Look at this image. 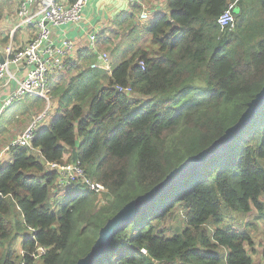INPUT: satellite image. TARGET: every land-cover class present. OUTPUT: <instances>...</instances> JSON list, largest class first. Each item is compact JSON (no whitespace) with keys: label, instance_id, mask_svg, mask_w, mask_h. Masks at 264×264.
I'll return each mask as SVG.
<instances>
[{"label":"trees","instance_id":"1","mask_svg":"<svg viewBox=\"0 0 264 264\" xmlns=\"http://www.w3.org/2000/svg\"><path fill=\"white\" fill-rule=\"evenodd\" d=\"M232 1L168 0L170 15L150 28L135 8L110 72L91 68L90 47L67 60L80 83L51 86L59 116L0 167V264H78L121 210L239 123L264 88V0H239L233 30H222ZM143 32L147 47L135 42ZM98 44L109 48L104 35ZM77 161L107 192L76 183L51 204L50 165ZM263 198L264 106L219 155L129 220L97 264H254L255 254L264 262V249L229 221L263 212ZM38 247L46 254L36 260Z\"/></svg>","mask_w":264,"mask_h":264},{"label":"built area","instance_id":"2","mask_svg":"<svg viewBox=\"0 0 264 264\" xmlns=\"http://www.w3.org/2000/svg\"><path fill=\"white\" fill-rule=\"evenodd\" d=\"M131 5L139 0H128ZM239 0L229 3L218 19L222 30L232 31L235 23V11ZM89 0H74L72 3L65 0H22L17 10L16 32L27 28L31 32L30 39L24 46L15 48L12 41L6 48L0 46V89L10 83L16 84V90L2 101L0 117L4 110L17 100L25 98H40L50 105V79L61 80L66 73V63L78 51L77 43L69 38L57 40L54 38L51 27L60 28L69 25H79L84 20V10ZM150 12L145 9L138 17L139 22H147ZM89 46L95 51L97 60L92 64L94 70L110 72V56L107 52L98 50V34H89ZM4 63H1V60ZM144 68V63L140 64ZM124 94H131L130 88H119ZM45 102V103H46ZM47 112L39 113L21 134L16 136L8 146L0 152V163L5 150L16 153L18 148L30 147L38 131L37 123L46 117ZM50 171L58 174V188L65 189L76 183H85L96 194L106 191L105 187L92 183L86 178L85 169L81 161L67 164L54 163ZM46 254V249L38 247L32 255L36 260Z\"/></svg>","mask_w":264,"mask_h":264},{"label":"crops","instance_id":"3","mask_svg":"<svg viewBox=\"0 0 264 264\" xmlns=\"http://www.w3.org/2000/svg\"><path fill=\"white\" fill-rule=\"evenodd\" d=\"M15 1V7L17 10L20 7L22 0H14ZM69 1V3H72L74 0H65ZM167 2L168 0H139L138 3L131 5L128 0H89V3L87 7L84 10V20L79 25H69V26H63L60 28H54L51 27L52 34L55 39L62 40L63 38H69L77 43L78 50L83 48H88L89 46V34L90 33H97L98 39L100 35H110L112 37V44L115 45L114 49L118 46L119 53L116 52L115 57L116 60L121 58L122 53L125 51L127 42L129 40L128 33H126L127 23L125 22L128 19V16L132 14V10H135V8H138V13L135 14L136 20L138 21L139 15L147 9L150 12V17H154L155 19L159 16L163 15H170V12L167 11ZM17 10L15 12H17ZM134 13V12H133ZM8 19V17H7ZM148 19V20H149ZM153 18H151L152 20ZM144 23V22H141ZM146 23V22H145ZM3 27H15V22L12 23L10 18L3 22ZM23 30V31H22ZM18 31H22L19 36H16V33ZM9 36V41L5 44V48L10 43V36H12L13 42L15 48H19L25 45V43L30 39L31 32L30 30H25V28L18 29L16 32H12V34L4 35L1 38L4 39L5 37ZM4 45V44H3ZM3 47V46H2ZM4 48V47H3ZM104 49H106L104 46L99 47L98 44V50L102 52ZM114 57V58H115ZM114 60V61H116ZM112 61V63L114 62ZM67 74H64V76ZM60 83L61 81L54 80L53 83ZM52 83V84H53ZM56 85V84H54ZM52 85V86H54ZM16 84L10 83L8 86L0 89V107L2 106V101L4 98L8 97L12 92L16 90ZM31 99V116H34V118L40 113L38 110L39 103L36 102L37 98H29ZM20 100V101H24ZM19 100L15 101L13 104L18 102ZM57 102V101H56ZM58 106V103H57ZM55 111L58 110V108ZM19 117V115H18ZM32 121H28L25 124L19 126V129L16 131L15 135L10 134L7 136V140L10 143L16 136L21 134L23 130L31 123ZM6 133V130L3 132H0V138L2 139L4 137V134ZM0 139V140H1ZM8 143V144H9ZM6 148V147H5ZM3 148L2 150H4ZM258 251H260L258 249ZM258 258L254 257V264H264L262 261V258L260 257V254L257 255Z\"/></svg>","mask_w":264,"mask_h":264},{"label":"rangeland","instance_id":"4","mask_svg":"<svg viewBox=\"0 0 264 264\" xmlns=\"http://www.w3.org/2000/svg\"><path fill=\"white\" fill-rule=\"evenodd\" d=\"M17 10V8L15 7V1L14 0H0V40L1 37L4 36L5 34H12V32H14V28L15 27H3V22H6L9 18L11 20L12 23L16 22V18H17V12H15ZM8 17V19H7ZM151 18H153L151 20ZM146 23H141V24H145L148 28H150L154 21L155 18L151 17ZM263 19H260V21H262ZM25 30H29L27 28H25ZM131 29H127L126 33L128 31H130ZM23 31V30H22ZM22 31H18L16 33V36H19V34ZM106 40L108 41V46L109 48L106 47V49H104L102 52H107L110 56V64H111V68H112V64L113 67L117 66L120 61L121 58L116 60L117 58L115 57L116 54L113 53V49L114 46L112 44V37L110 35H106ZM100 37V36H99ZM12 36H10V42H13ZM128 40V39H127ZM134 38L131 40L133 41ZM149 37L147 35V33L141 34L139 36V38H135V42L139 41L141 46L143 47H147L148 43H149ZM1 42V41H0ZM130 44V43H129ZM133 44V43H132ZM0 46L5 48V44H0ZM115 57V58H114ZM116 60V61H114ZM112 61H114L112 63ZM62 82H58V83H53L52 79H50V84L49 86H52L54 84H59L60 86L64 87L65 90H67L68 88L71 89V87H73L74 85L79 84L80 82L78 81V79H76V75L75 74H70L67 71V74L65 76L62 77ZM60 79L58 81H61ZM53 83V84H52ZM201 88L204 87L203 85H199ZM61 87V88H62ZM62 91V93L65 92ZM138 100H147L146 98H141V97H136ZM31 99L29 98H25L24 101H18L15 104H13L12 106L6 108L2 114V116L0 117V132H3L6 130V133L4 134V137L0 140V152L3 151L2 149L8 146V140H7V136H9L10 134L15 135L16 131L19 129V126L25 124L28 121H35L36 118H34V116L30 117L31 114V108H32V104H31ZM36 100V102H40L39 103V112L42 113L44 111L47 112L46 117L41 121L37 123V128L38 131L39 130H44L50 127V125L53 123V121H55L57 119V117L60 114V110L58 109L57 111H55L56 109L54 108H58L57 106V102L58 99L55 98L53 95L50 99L51 103L48 106V103L46 101H44L43 99L37 98L34 99ZM46 102V103H45ZM143 106L146 105V101H142L141 103ZM86 111L88 112V108L86 109ZM19 115V117H18ZM13 159L14 156L12 154V152L10 150H5L3 152V157L1 159V163H0V167H5L7 165H10L13 163ZM62 190L58 188V182H55V184L51 187L50 192L53 193L52 196L50 197V203L54 204L56 202V200L58 199L59 196V192L60 194H62ZM107 191L103 192L106 193ZM264 201V198H263ZM229 221L232 222V224L234 225L235 229L238 230H246L247 232L250 233V235L253 237L254 241H255V245L256 248H258L260 250V252H262V250L264 249V210L263 212H258L257 210H253L252 213H250L249 215L245 216L244 219H242L241 217H239V215H233L229 218ZM34 235V233L32 231H29L27 236L29 238H32ZM15 243V248L16 250H20V246H21V240H14ZM253 257L258 258L257 254H255Z\"/></svg>","mask_w":264,"mask_h":264},{"label":"water","instance_id":"5","mask_svg":"<svg viewBox=\"0 0 264 264\" xmlns=\"http://www.w3.org/2000/svg\"><path fill=\"white\" fill-rule=\"evenodd\" d=\"M4 63V60H1ZM264 106V88L257 95L256 99L249 105L248 110L242 115L239 123L228 129L219 140H217L208 150L203 151L196 157L188 160L179 168L173 170L166 179L147 194L138 197L111 219L100 231L99 238L91 252L78 264H97L99 258L104 254L107 247L113 241L114 236L123 226L146 210L155 201L163 198L178 183L186 179L189 175L204 167L211 159L219 155L236 137L243 133L251 123L252 117L256 112H260Z\"/></svg>","mask_w":264,"mask_h":264}]
</instances>
